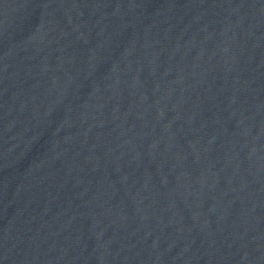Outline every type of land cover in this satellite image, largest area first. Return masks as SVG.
<instances>
[{
    "label": "water",
    "instance_id": "95a60500",
    "mask_svg": "<svg viewBox=\"0 0 264 264\" xmlns=\"http://www.w3.org/2000/svg\"><path fill=\"white\" fill-rule=\"evenodd\" d=\"M0 264H264V0H0Z\"/></svg>",
    "mask_w": 264,
    "mask_h": 264
}]
</instances>
